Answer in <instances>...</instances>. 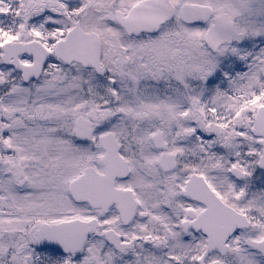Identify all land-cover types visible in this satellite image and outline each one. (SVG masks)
I'll list each match as a JSON object with an SVG mask.
<instances>
[{"label":"snow or ice","instance_id":"snow-or-ice-1","mask_svg":"<svg viewBox=\"0 0 264 264\" xmlns=\"http://www.w3.org/2000/svg\"><path fill=\"white\" fill-rule=\"evenodd\" d=\"M0 264H264V0H0Z\"/></svg>","mask_w":264,"mask_h":264}]
</instances>
